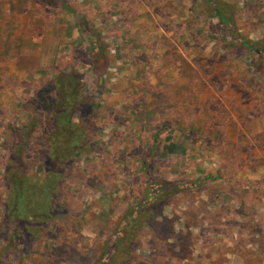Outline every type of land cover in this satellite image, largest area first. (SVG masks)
I'll return each instance as SVG.
<instances>
[{"label":"rangeland","instance_id":"rangeland-1","mask_svg":"<svg viewBox=\"0 0 264 264\" xmlns=\"http://www.w3.org/2000/svg\"><path fill=\"white\" fill-rule=\"evenodd\" d=\"M59 1L107 67L57 0H0V264H264V57L235 39L264 51V0H220L232 31L205 0ZM72 72L74 118L94 127L33 231L4 214L11 129L44 118L22 155L41 177L49 122L32 99ZM149 176L167 189L155 204Z\"/></svg>","mask_w":264,"mask_h":264},{"label":"trees","instance_id":"trees-1","mask_svg":"<svg viewBox=\"0 0 264 264\" xmlns=\"http://www.w3.org/2000/svg\"><path fill=\"white\" fill-rule=\"evenodd\" d=\"M205 1L213 11V17L218 20V24L232 31L234 11L220 0ZM57 3L73 16L79 23L82 33L90 39L93 72L99 76L103 75L108 62L105 51L107 48L97 39L98 34H91L90 29L66 6L65 2L57 0ZM235 39H238L236 41L240 48L264 57V51L254 49V43L242 41L238 36H235ZM79 82V75L75 72L60 76L57 81L50 82L41 92H37L32 99L31 105L35 107L43 105L40 111L48 115L49 122L41 140L45 145L47 160L46 171L41 177L27 171L22 155L31 146L34 138L36 142L39 141L37 129L40 128L44 118L35 117L31 120L30 127H24L23 133L11 129V134L17 143L16 148H13L9 155L10 168L6 173L7 197L3 208L8 222L20 223L35 231L36 226L50 221L59 209L56 195L64 170L75 156L87 152L86 148L89 144L87 134L94 127L87 119L74 118V111L83 106V102L79 99ZM149 154L152 155L153 150ZM147 157L148 155L142 156L144 167H146ZM148 178L151 185L150 199H153L152 202L155 204L167 192V189L154 183L150 176ZM146 205L148 206L149 202ZM141 210L143 209L140 208L136 214Z\"/></svg>","mask_w":264,"mask_h":264}]
</instances>
